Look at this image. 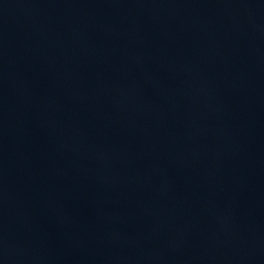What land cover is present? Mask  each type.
Returning a JSON list of instances; mask_svg holds the SVG:
<instances>
[{"label": "water", "instance_id": "95a60500", "mask_svg": "<svg viewBox=\"0 0 264 264\" xmlns=\"http://www.w3.org/2000/svg\"><path fill=\"white\" fill-rule=\"evenodd\" d=\"M0 264H264V87H0Z\"/></svg>", "mask_w": 264, "mask_h": 264}]
</instances>
